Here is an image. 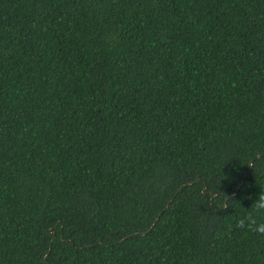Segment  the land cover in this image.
<instances>
[{"label":"trees","instance_id":"1","mask_svg":"<svg viewBox=\"0 0 264 264\" xmlns=\"http://www.w3.org/2000/svg\"><path fill=\"white\" fill-rule=\"evenodd\" d=\"M261 188L264 0H0V264H264Z\"/></svg>","mask_w":264,"mask_h":264},{"label":"clouds","instance_id":"2","mask_svg":"<svg viewBox=\"0 0 264 264\" xmlns=\"http://www.w3.org/2000/svg\"><path fill=\"white\" fill-rule=\"evenodd\" d=\"M228 201L235 202L241 206L238 201L227 197V201L218 210L230 207L231 205ZM235 228L244 233L264 236V188H261V191L256 194L255 200L251 205V211L246 212L236 220Z\"/></svg>","mask_w":264,"mask_h":264},{"label":"bare ground","instance_id":"3","mask_svg":"<svg viewBox=\"0 0 264 264\" xmlns=\"http://www.w3.org/2000/svg\"><path fill=\"white\" fill-rule=\"evenodd\" d=\"M136 235V234H135Z\"/></svg>","mask_w":264,"mask_h":264}]
</instances>
